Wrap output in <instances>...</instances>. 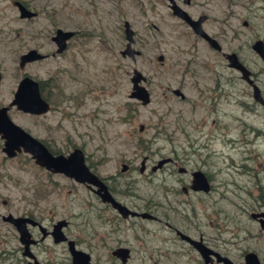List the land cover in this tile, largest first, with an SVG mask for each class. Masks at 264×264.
Here are the masks:
<instances>
[{"label":"rangeland","instance_id":"obj_1","mask_svg":"<svg viewBox=\"0 0 264 264\" xmlns=\"http://www.w3.org/2000/svg\"><path fill=\"white\" fill-rule=\"evenodd\" d=\"M15 1L0 0V102L10 100L24 73L50 77L49 143L64 152L80 146L86 162L100 175L115 174L114 194L127 206L148 204L177 226V210L190 215L189 200L177 205V170L171 163L156 172L150 166L162 157L188 153L189 167L208 155L214 190L188 199L211 242L225 251L224 238L260 230L249 212L264 204V105H255L250 87L242 81L237 84L243 91L225 85L223 99L214 107L206 103L217 92L214 79L205 80L207 69L227 67L219 76L235 71L228 68L224 55L195 39L166 0H21L36 12L31 17H21ZM183 7L193 15L203 12L213 18L208 21L213 34L224 27L223 51L237 52L253 71L264 68V60L252 48L255 39L264 42V0H192ZM125 20L134 31L132 46L139 50L134 58L121 54L127 41ZM57 28L75 32L61 52L55 51L52 39ZM30 48L48 55L20 66L19 55ZM134 68L148 78L147 104L129 97ZM192 69L205 79L195 81ZM175 87L184 92V100L173 93ZM192 116L206 120L204 128L213 131L210 137H196L192 129V136L179 131L181 121ZM189 140L194 147H205L191 152ZM1 146L2 140L1 214L31 215L47 228L57 219H67L65 233L96 264H117L111 250L118 244L132 248L126 264H198L196 252L174 245L177 240H171L163 223L122 218L84 185L49 173L28 153L8 157ZM142 160L145 173L139 171ZM123 163L128 164L126 171H121ZM30 230L40 236L36 227ZM239 248L255 251L264 264V231L225 252L236 258L243 251ZM31 249L41 264H72L66 243H55L50 235ZM26 260L17 230L0 218V264H27Z\"/></svg>","mask_w":264,"mask_h":264},{"label":"flooded vegetation","instance_id":"obj_2","mask_svg":"<svg viewBox=\"0 0 264 264\" xmlns=\"http://www.w3.org/2000/svg\"><path fill=\"white\" fill-rule=\"evenodd\" d=\"M176 2H177V5L181 6L183 9H185L194 19H198L200 16H204L203 20L201 21V27H202V29L208 35H210L211 37H213V38L216 39L217 43L220 45V48L219 49L215 48L205 37H203L202 35H200L199 33H197L195 30H193L192 27L185 20L181 19L178 16H176V17H177V20L184 22L186 24V26H188V28H190V30L192 31V33H193V35H194V37H195L196 40L203 41L204 45L209 46L211 49H213V50L217 51L218 53L224 55L225 59L227 60L228 68L235 71V74H233L232 76H219L222 73V71H226L227 70V67L226 68L219 67L218 70H216L215 72L213 71L214 68H212V69L210 68L209 70L207 69V71L205 72L206 74L209 75V77L208 76H205L206 79L196 69H192L193 71L192 72H189V73H191L194 76L193 78L195 79V81H198L199 78L205 79V80H207V78L214 79L215 84H216V86L214 87V89L217 92L214 95L212 94L209 99H205L206 103L209 102L210 107H214L217 104V102H219L221 99H223L224 98V95H226V93L224 91V86L225 85L233 86V87L236 86L237 87V90H239L238 93L241 92V91H243L244 88L243 87L240 88V86L237 84L238 82L242 81V82H244V84H246L248 87H250V89H251V95H252V98L254 100L255 105L257 103L258 105L263 106L264 105V75H263V73H264L263 72V69L264 68L259 67L256 71H253L238 56V58L240 59V61L242 63H244L246 65V67L250 71L249 77L251 78L252 82L247 81L246 78H243L242 77V74H241V72H240L239 69H237L235 67H232V66H229L228 59L226 57V54L229 53V52L223 51V46H222V44L220 42V39L224 40L223 36H225V32H226L224 30V27L222 26L221 27V30L217 31L216 34H213L208 29V28H211V26L208 25V21H209V19L214 20L213 18H211L208 14L203 13V12H200L198 14H194L193 15L185 7H183V4L186 7L189 6L190 3L192 2V0H188V1H186V0H176ZM23 3L25 5H27L25 2H23ZM212 20H211V22H212ZM221 23L223 24L224 21L221 20ZM74 33L75 32H73V34L69 38H72L74 36ZM68 39L66 40V45H67V42H69ZM46 55H48V54L45 53L44 57ZM44 57H42V58H44ZM134 69H136V68H134ZM134 69L132 70V74L130 76V81H131V77L133 75ZM0 73H1V71H0ZM141 73L144 75V79L141 80V84H143L146 87L145 82L148 80V78H147V76L143 72H141ZM25 75H29V74L24 73V74H22L21 78L23 76H25ZM29 76H31V75H29ZM31 77L33 79L37 80L40 96H41L42 99H44L46 101V103L49 106L46 111L39 112V113H37V112H29V111H24L22 109H19L15 104H11V100H12V98L14 96V92H15L16 89H14L12 91L11 98H10V100L7 103L6 102L5 103L4 102H0V107L6 106L7 107L6 113L12 119V121L15 122L16 124H18L19 126H21L22 128H24L33 137H35L36 139H38L53 154L62 153V154L67 155L76 146H74L71 150L64 152L62 150H56V149H54L52 147V145L49 143V137H50V133H51L50 131L52 129V126H51V124L49 122V118L47 117V113L50 111L51 107L53 106L52 105V102H51V99H52L51 95L53 94V82H52V79L50 77H45V78H38V77H35V76H31ZM1 78H2V74H1ZM1 78H0V84H1ZM20 79L18 80V83H19ZM18 83H17V85H18ZM131 84L133 85L132 81H131ZM254 84L260 90V94L263 97V101L262 102L260 100L255 99L254 96H253V89H254L253 87H254ZM132 85H131L130 92L133 89L132 88ZM16 88H17V86H16ZM147 90H148V88H147ZM175 90H177V92ZM172 91L181 100H184L186 98L184 92L180 89V87H175V88L172 89ZM130 92H129V94H130ZM148 92H149V90H148ZM149 95H150V100H151V94H150V92H149ZM129 97H130V95H129ZM131 98H133V97H131ZM136 100H138V99H136ZM150 100H149V102H150ZM138 101H140V100H138ZM149 102H147V103H149ZM147 103H145V104H147ZM24 116H29V117L33 118V120H35V121H33L31 123H28L27 121H25ZM193 117L194 116H192L189 120H183V121H181V124L178 125L179 131L186 133L187 136H192V134H194L191 131V129H192V130H194V132L196 134V137L204 136V135H205L206 138L210 137L211 134L213 133V131L212 130L208 131L207 129L204 128V125L206 123V120H203L202 117L199 118V120L196 119V118H193ZM0 140H2L1 149L3 151L4 138L1 137V135H0ZM186 144H187L186 146L190 149L191 152H195L196 150L203 149L205 147V146H195L194 147V143L191 140L187 141ZM78 147H80V146H78ZM20 152H25V153H28V154L31 155V153L25 151L22 146L20 147V150H16V154H18ZM83 152H84V150H83ZM193 154H195V153H193ZM5 155L8 156V157H12V156L7 155L6 153H5ZM207 156L208 155L203 156V157H200L199 156L197 158L198 161L197 162H193V165L192 166H189V167L185 166L186 164L192 162V159H191V157L189 156L188 153H180V154L177 153V156L176 155L173 156V157L170 156L171 159H170V161L167 162V163H171L173 166H175V168L177 170V177H176L177 178V189L175 188V191H174L178 195V197H177V205L180 204V203H184L187 200L190 201V215L183 214L182 212H179L177 210V219H178L177 226H175L174 222L170 221V219L168 217H166L164 214H161L163 216V218L160 215H157V213H155V212L158 211V210H155L152 206H150L148 204H146L144 207L138 208V209L131 208V207L127 206L124 202H122L121 200H119L115 196V194H114V191H115L116 187L111 184V181L113 182V180L116 179L115 174H111V175H108V176H102V175H100L92 167V165H89L87 162L86 163L89 166V168L93 172H95L98 175V177L107 185L108 190L112 193V195L118 201H120L121 203H123L124 205H126L131 210H135L137 212H143V211H145V212H148L149 214H151V216H145V217H143V216H141L139 214H136V215L129 214L127 216H123V215H121L117 211L116 208H114L111 205L110 202H103L100 199L99 195L97 193H95L90 187H88L87 183H85V182H79V181L75 180L73 177H69L66 174L62 173V172H54V171H50V170H48V171H49V173H55V174L63 175L65 177L69 178L72 181H76L80 185H84L86 188H88L89 190H91L92 192H94L96 194V196L100 199V201L102 203H104L105 205H108L111 208H113L122 218L128 219V218H131L132 217V219L133 218H137V219H141V220H145V221H155V222H161V223H163L166 226V228L169 230V232L172 234L171 240L172 241L177 240V243H174V245H176L180 249L189 248V250H193V251L196 252V254L198 255V258H199L198 259V264H223L222 261H218L217 260V256L215 255L214 252H217V253H219L222 256L228 257L234 263H242V262H244V260H245L244 259L245 254L249 251V249L247 250L245 248H242V249L239 248V249H241L243 251H242V253L240 252L238 254L239 256L236 257V258L230 256L225 251L228 250V248H238V247H240L241 243L249 240L252 235L254 237H257L259 234L261 235V232L264 231V227H262L261 220H259V218L263 217V215H260V216H257V217H253L251 213L252 212H258V213L264 212V204L259 203V205L255 208V210H252V211L249 212L250 218H252L254 222L258 223L260 230L254 231V234H252V235L248 231L247 232V237L246 236L245 237H242V238L241 237H237L236 236L237 234L236 233H233L232 236H234V239H231L232 236H230L228 238H224V240H223L224 243H222V245H223V250H225V251H222V249H220L218 247L219 245L217 243L211 242L210 237L208 236V234L206 233V231L202 228V223L199 220V214H198V211L196 210V206L193 205L192 199H188L189 197L191 198L192 196L196 197L197 194L208 195V194H210L214 190V183L213 182L215 180V175L213 173V170H211V168H210V163H209V160H208ZM84 157H85V152H84ZM85 161H86V159H85ZM167 163H165V164H167ZM124 164L126 165V168H123V165ZM154 164H156V163H153L150 166V171H152V172H156L158 170H161L163 168V166L165 165V164H163L162 166L157 167L156 169H153L152 167H153ZM42 167H44V166H42ZM146 168H147L146 167V160H142L141 163H140V166H139L140 173H145L146 172L145 171ZM127 169H128V164L123 163L122 164V167H121V171H126ZM199 171L202 173L201 175H198L197 174ZM195 175H197L200 179H203L204 184H206L208 186L207 189H204L203 187L202 188H193V186H195V185H200V183L196 179ZM261 195H262V193H260L258 196H256V199H260L261 198ZM32 217L34 218V216H32ZM55 222H53L51 224V228H47L46 227L47 231H50L53 228V224ZM67 224H68V220H67ZM67 224L63 227V231H64L65 227L67 226ZM30 227H36L39 230V228H38L37 225L30 226ZM39 232H40V236L38 238L34 237L33 234H32V236L35 238L36 241H35V243H32L31 245H34L36 243H39L41 240L45 239V237H47L48 235H50V234H47L46 236L42 237V233H41L40 230H39ZM64 233H65V231H64ZM65 235L67 236L66 233H65ZM68 238H70V237H68ZM71 239H73V238H71ZM192 240L200 241V243L202 245H204L205 247H207L210 250H212L211 252L207 253L206 259L204 258V256L202 255V253L199 251L197 245L192 242ZM60 242H65L66 243V246H67V249H68L67 240H63V241H60ZM56 243H59V242H56ZM75 245L77 246L76 241H75ZM118 247H127L129 249L128 258L130 257L131 249H132L129 245L126 246V245H123V244L122 245L121 244H118L116 246H113V248L111 250V254H112V256L118 258L119 261L117 262V264H119L120 259H119V256H117L116 254L113 253V250H115ZM21 248H22V245H21ZM34 255H35V253H34ZM258 257H259V255H258ZM128 258H127V260H128ZM26 259H27L26 262L28 264L29 259L28 258H26ZM127 260H126V262H127ZM70 261L72 263L71 255H70ZM126 262H125V264H126ZM93 263L96 264L94 261H93Z\"/></svg>","mask_w":264,"mask_h":264},{"label":"water","instance_id":"obj_3","mask_svg":"<svg viewBox=\"0 0 264 264\" xmlns=\"http://www.w3.org/2000/svg\"><path fill=\"white\" fill-rule=\"evenodd\" d=\"M188 1V0H186ZM168 7L171 9L172 14L185 20L193 30L205 37L215 48L219 49L220 45L217 43L216 39L208 35L201 27V21L204 16H200L198 19H194L185 9L177 5L176 0H167ZM15 4L19 10L21 17H31L36 14L35 11L31 10L27 5H25L21 0H16ZM73 30H63L57 28L52 39L56 42L57 48L56 52H61L66 46V40L73 34ZM124 33L126 38L125 48L121 50L123 55H129L135 57L139 54V50L133 48L132 43L134 41V31L131 28L127 20L124 21ZM252 48L257 52V54L264 60V42L261 38L255 39L252 43ZM45 54L39 52L35 48H30L23 52L19 56V65L22 66L26 61H31L43 57ZM229 66L235 67L240 70L242 77L246 78L247 81L252 82L249 77L250 71L244 63L240 61L236 52L231 51L226 54ZM161 58V56H159ZM1 78V73H0ZM144 79V75L138 70L134 69L133 75L131 77L132 91L130 92V97L140 100L143 104L149 102L150 95L147 88L141 84V80ZM253 96L255 99L263 101V97L260 94L259 88L254 84ZM177 92V90H175ZM11 104H15L19 109L29 112H44L48 109V104L44 99L41 98L38 82L29 75L23 76L14 92V96L11 100ZM7 107H0V135L4 138L3 151L9 155L14 156L16 150H20L22 146L23 149L31 153V156L41 166H44L47 170L54 172H62L69 177H73L79 182L87 183L95 193H97L103 202H110L111 205L117 209V211L123 215L127 216L129 214L136 215L139 214L143 217L151 216L148 212H137L131 210L126 205L118 201L112 193L108 190L107 185L98 177V175L93 172L87 165L84 157V152L81 147H74L67 155L58 153L53 154L43 145L38 139L33 137L24 128L12 121V119L6 113ZM171 157L166 156L157 160L156 164L153 165V169L162 166L163 164L170 161ZM126 168V165H123ZM201 175L199 171L197 173ZM196 179L200 185H195L193 188H204L207 189L208 186L204 184L203 179H200L195 175ZM253 217L263 215L264 212H252ZM261 217V225L264 227V218ZM0 218L4 221L11 223L18 232V239L22 245V255L29 259L28 264H40L37 257L34 255L31 244L35 243V238L32 236L30 231V226L37 225L42 233V237L50 234L53 241L60 242L67 240L68 250L71 255V260L73 264H94L89 252L78 248L75 245V241L68 238L63 227L67 224V220L64 218L58 219L50 231H47L46 226L40 223L38 220L30 215H14L12 213L1 214ZM206 259L207 253L211 252L209 248L205 247L200 243V241L192 240ZM113 253L119 256V264H125L129 249L127 247H118L113 250ZM217 256L218 261H222L223 264H261L257 253L253 250H249L244 257V262L234 263L228 257L222 256L217 252H214Z\"/></svg>","mask_w":264,"mask_h":264}]
</instances>
